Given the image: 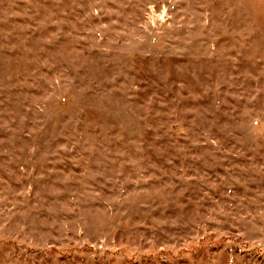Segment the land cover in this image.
Masks as SVG:
<instances>
[{
  "label": "rangeland",
  "instance_id": "obj_1",
  "mask_svg": "<svg viewBox=\"0 0 264 264\" xmlns=\"http://www.w3.org/2000/svg\"><path fill=\"white\" fill-rule=\"evenodd\" d=\"M0 264H264V0H0Z\"/></svg>",
  "mask_w": 264,
  "mask_h": 264
}]
</instances>
